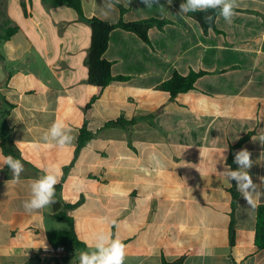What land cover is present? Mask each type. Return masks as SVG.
Masks as SVG:
<instances>
[{"label": "crops", "instance_id": "1", "mask_svg": "<svg viewBox=\"0 0 264 264\" xmlns=\"http://www.w3.org/2000/svg\"><path fill=\"white\" fill-rule=\"evenodd\" d=\"M80 1L89 19L169 23L150 28L149 43L114 30L104 59L113 76L129 80L100 89L88 83L91 27L73 8L0 0V264H79L101 232L125 244L124 264H264L256 244L264 205V0H237L231 23L217 16L207 33L177 15L185 0L152 8L120 0L114 10L110 0ZM2 27L16 31L2 40ZM192 71L206 73L194 90L173 99L158 89L175 72ZM120 118L135 122L107 126ZM56 120L72 130L71 147L43 141ZM85 123L92 137L78 149ZM244 138L234 157L251 153L249 172L262 195L251 210L239 193L232 218L233 182L222 172ZM3 141L23 164L18 184L3 165ZM49 169L58 173L60 210L73 206L67 214L86 245L79 252L54 251L48 233L68 227L52 205L31 214L22 207L31 182Z\"/></svg>", "mask_w": 264, "mask_h": 264}, {"label": "trees", "instance_id": "2", "mask_svg": "<svg viewBox=\"0 0 264 264\" xmlns=\"http://www.w3.org/2000/svg\"><path fill=\"white\" fill-rule=\"evenodd\" d=\"M51 6H68L73 8L79 15V17L86 21L91 27V47L87 59V65L89 69L88 73V83L94 86H97L100 89H105L113 81H127L128 77H115L112 75V64L104 59V54L108 49V44L110 41L111 33L116 29H121L128 31L137 35L144 42L149 43L148 32L153 26H157L160 29H163L168 21H159V20H141L133 22H124L123 20L119 21L116 24H111L105 21H102L98 18H86L83 13L82 4L80 0H45ZM186 1V0H185ZM122 11L123 8L121 9ZM188 15L200 24L203 31L207 33L210 29H215L216 18L218 16L217 12H190ZM213 16V20L209 22L205 19L206 16ZM2 30L5 32V36L2 37V40L10 39L16 29L2 27ZM205 72L196 73L192 71L187 76H182L179 73L175 72L172 77L158 86V89L168 93L171 98H175L178 94L187 93L194 90L197 80L204 76ZM88 105L87 108H90L94 101ZM134 120H126L125 118H120L116 121H112L107 124V126H119L125 127L134 124ZM92 133L88 130L87 123L81 129L80 136L78 139V149H82L91 139ZM247 138L242 139L237 145L231 147L230 156L228 159V164L232 170L237 168V165L234 163V151L241 147L244 141ZM4 155L16 156V152L9 148L6 141H3L1 144ZM233 182V187L231 189L232 193V205H231V216L234 217L235 210L238 206L239 201V192L236 190V182ZM57 189V188H55ZM73 208V206H66L64 209L58 211L55 214L57 220L65 222L67 224V230L64 231H50L48 233V239L52 246H64L70 251L79 252L83 250L86 245L78 238L73 218L67 214V210ZM230 236L231 242L234 241V223L232 221L230 225ZM256 244L259 248L264 249V205H261L257 210V222H256Z\"/></svg>", "mask_w": 264, "mask_h": 264}, {"label": "clouds", "instance_id": "3", "mask_svg": "<svg viewBox=\"0 0 264 264\" xmlns=\"http://www.w3.org/2000/svg\"><path fill=\"white\" fill-rule=\"evenodd\" d=\"M131 0H127L129 4ZM146 8L153 6L162 7L159 0H141ZM168 4L172 0H167ZM120 3V0H110V10H114L115 4ZM237 0H186L179 5V16L186 15L190 12H209L214 11L222 17L225 22L231 23ZM211 22L213 16L205 17ZM49 147H57L65 149L71 147L75 136L72 130L68 128L62 121H54L49 129L42 135ZM254 140V139H253ZM260 142L264 143V136L260 137ZM155 160V157H153ZM3 165L8 166L13 178L12 184L20 183V175L23 171V164L20 160L11 155L2 158ZM159 164V160H155ZM234 163L237 165L235 170L230 167L222 173L231 184V181L236 182V190L245 199L248 209L255 210L258 203V198L262 195L260 192L261 185L254 183L249 170L252 168L254 161L251 159V153L246 149H241L236 152ZM264 183V177L259 178ZM58 173L51 169L46 170L45 174L33 180L30 184V198L22 202V207L25 212L31 214L46 207L51 206L55 202V186L58 184ZM125 244L119 237L112 238L109 234L98 233L94 237V250L82 251L79 255V264H124L125 259Z\"/></svg>", "mask_w": 264, "mask_h": 264}, {"label": "water", "instance_id": "4", "mask_svg": "<svg viewBox=\"0 0 264 264\" xmlns=\"http://www.w3.org/2000/svg\"><path fill=\"white\" fill-rule=\"evenodd\" d=\"M55 199H56V198H55ZM51 205H52L53 211H54L55 213H57V212L60 210L61 204H60V202L58 201V199H56L55 202L52 203Z\"/></svg>", "mask_w": 264, "mask_h": 264}, {"label": "built area", "instance_id": "5", "mask_svg": "<svg viewBox=\"0 0 264 264\" xmlns=\"http://www.w3.org/2000/svg\"><path fill=\"white\" fill-rule=\"evenodd\" d=\"M54 251L58 254H64L68 252V249L64 246H58Z\"/></svg>", "mask_w": 264, "mask_h": 264}]
</instances>
